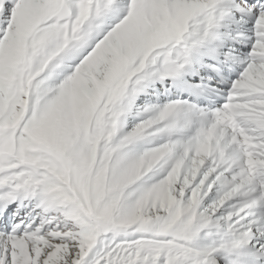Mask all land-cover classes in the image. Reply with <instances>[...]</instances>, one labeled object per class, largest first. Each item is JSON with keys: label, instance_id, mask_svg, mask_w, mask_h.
<instances>
[{"label": "snow or ice", "instance_id": "1", "mask_svg": "<svg viewBox=\"0 0 264 264\" xmlns=\"http://www.w3.org/2000/svg\"><path fill=\"white\" fill-rule=\"evenodd\" d=\"M0 264H264V0H0Z\"/></svg>", "mask_w": 264, "mask_h": 264}]
</instances>
